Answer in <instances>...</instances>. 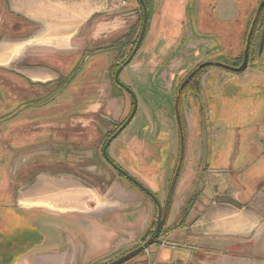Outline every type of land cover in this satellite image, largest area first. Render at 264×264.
I'll return each mask as SVG.
<instances>
[{
	"label": "rangeland",
	"instance_id": "374dc122",
	"mask_svg": "<svg viewBox=\"0 0 264 264\" xmlns=\"http://www.w3.org/2000/svg\"><path fill=\"white\" fill-rule=\"evenodd\" d=\"M105 1L110 2V15L104 14L108 20L99 18L98 23L82 35L81 55L61 69L60 80L52 85L19 84L11 81L7 73H0V77H9L8 81L0 78L3 93L1 96L0 92V97L7 98L3 104L0 103V113H7L0 118V191L9 183L6 195L12 199L16 191L19 196L23 195L44 180L60 187L66 186L68 191L79 186L75 183L98 192H104L114 184L132 186L131 192L137 190L147 202V230L137 247L154 230L157 207L139 189L110 169L102 157V148L132 109L131 98L116 87L113 76L134 49L143 16L137 0ZM261 1L145 0L151 11L146 35L121 78L124 83L130 82L140 103L135 118L109 147L107 155L149 189L162 206L170 190L178 158L179 136L174 115L177 88L200 64L241 65L246 35ZM15 23L13 31L1 27L0 38L7 34L24 36L29 33L28 29H22L27 25L25 22L15 20ZM263 49L264 10L257 20L245 70L247 74L254 72V77L260 82H264V75L256 71L264 70ZM239 76L244 74L209 67L198 73L188 86L181 100L185 152L187 145L203 144V131L200 129H207L210 119L220 125L218 128L221 130L226 127L225 123L230 130L233 126L235 130L242 125L247 126V114L260 115L264 83L257 86L254 78L238 83V86L227 84L222 90L221 103H214L209 83L229 78L240 81ZM255 90L257 93L254 95ZM14 94L32 100L33 104L29 105L31 113L26 117L19 114L27 113L21 109L27 105L11 104ZM257 97L260 101L256 103L253 99ZM223 104L228 105L230 113L227 116L231 117L226 118L230 119L218 115ZM233 116L237 119L231 126ZM197 130L201 131V137H197ZM230 139L233 143L240 138ZM186 155L183 153L182 168L173 189L163 235L155 245L126 264H158L156 253L164 248L165 234L190 226L195 219L194 215H188L202 194L204 174L201 170L196 171L192 178ZM72 191L71 198L74 199L80 190ZM192 193H195L194 201L185 210ZM83 196L84 199L89 198L91 191L83 192ZM5 203L0 199V204ZM47 208L53 209L51 206ZM75 217L63 216L55 222L75 228L76 224L70 223ZM88 227L87 222L79 224L82 231ZM179 256L182 258L180 264H198L194 261L196 256L192 257L191 263L183 261L186 255Z\"/></svg>",
	"mask_w": 264,
	"mask_h": 264
},
{
	"label": "crops",
	"instance_id": "0c3cea01",
	"mask_svg": "<svg viewBox=\"0 0 264 264\" xmlns=\"http://www.w3.org/2000/svg\"><path fill=\"white\" fill-rule=\"evenodd\" d=\"M109 7L105 0H0V28L13 31L15 20H21L27 24L22 29L29 30L24 36L0 38V73L19 84H54L56 72L80 57L82 35L110 15ZM256 72L264 75V70ZM243 74L240 81L209 83L215 104L221 103L227 84L238 86L249 78L257 86L264 83L254 72ZM253 100L257 103L260 97ZM10 102L28 106L21 108L27 113L20 117L31 113L32 100L14 94ZM226 106L218 115L231 117ZM260 107V115L247 114L248 128L233 130L234 116L232 130L227 123L221 130L210 119L209 127L200 129L203 144L187 145L192 178L200 170L204 174L202 194L188 215L195 217L190 226L163 237L158 264H180V254L188 263L196 256L198 264H264V99ZM235 136L240 139L232 143ZM39 183L23 195L16 191L12 199L6 195L9 183L0 191L6 202L0 204V264H108L133 250L147 230V202L137 190L131 192L132 186L114 184L98 192L78 183L71 191L46 180ZM73 189L80 190L74 199ZM86 191L91 196L84 199ZM71 215L76 216L70 220L75 228L55 222ZM85 222L89 227L82 231L79 224Z\"/></svg>",
	"mask_w": 264,
	"mask_h": 264
},
{
	"label": "water",
	"instance_id": "95a60500",
	"mask_svg": "<svg viewBox=\"0 0 264 264\" xmlns=\"http://www.w3.org/2000/svg\"><path fill=\"white\" fill-rule=\"evenodd\" d=\"M139 1H140L141 4H143V0H139ZM263 8H264V0H262L258 4V6H257V8H256V10H255V12L253 14V17H252V20H251V23H250V26H249V29H248V32H247V35H246L245 45H244V49H243L242 63H241V65L239 67H232V66H228L226 64L217 63V62L203 63V64H200L199 66H197L191 72V74L186 79L185 83L187 81H189V79H191L201 69H203L205 67H217V68H220V69L232 72V73H236V74L243 73L247 69V66H248V55H249V48H250V40H251V37H252V34H253V29H254L256 20H257L259 14H260V12H261V10ZM146 23H147V15L145 14L144 15V21H143L142 29H141V32H140V36H139L138 41H137V43L135 45V48L133 49V51H132L131 55L129 56V58L124 62V64L121 67H119L117 69V71L115 73L114 79H115V82L118 85H120V83L118 81L119 74L121 73L123 68L132 61V59L134 58V56L136 55L137 51L139 50V48L141 46V43H142L143 38H144L145 30H146ZM120 86H122V85H120ZM136 110H137V101L134 98L133 109H132V112H131L129 118L121 126V128L107 141V143L103 147L102 154H103V157L105 159H108L107 155H106V149L110 145V142L114 138H116L124 130V128L130 123V121L132 120V118L134 117V115L136 113ZM183 151H184V142H183V137H182V133H181V136H180V158H179V161H178V166H177V168L175 170L174 178H173L171 186H170L169 194H171L173 192V189H174L175 184H176L177 177L179 175L180 165H181V162H182ZM128 178L133 181V179H131L130 177H128ZM135 184L137 186H139L153 200V202L155 203V205L157 207L158 213H157L156 230H155V237H157L160 234V232H161V230H162V228H163V226H164V224L166 222V211L164 210V212L162 213L160 203L157 201L156 198H154V196L146 188H144L143 186L138 184L136 181H135ZM152 244H153V240L150 239L147 242H145L143 245H140L138 248L131 250L126 255H124L121 258H119V259H117L115 261H112V262H110L108 264H125V263H128L131 260H133L136 257H138L140 254H142L145 250L150 248L152 246Z\"/></svg>",
	"mask_w": 264,
	"mask_h": 264
},
{
	"label": "flooded vegetation",
	"instance_id": "af4514ba",
	"mask_svg": "<svg viewBox=\"0 0 264 264\" xmlns=\"http://www.w3.org/2000/svg\"><path fill=\"white\" fill-rule=\"evenodd\" d=\"M144 2H145V0L143 1V4H141L140 3V1L139 0H137V3H138V5L140 6V8H141V12H142V16H143V18H142V24H141V29H142V25H143V21H144V15L146 14L147 15V23H146V30H147V25H148V23H149V14H150V12L151 11H149L150 9L147 7V4H146V2H145V4H144ZM146 5V6H145ZM149 9V10H148ZM137 13V12H136ZM141 29H140V32H141ZM145 30V31H146ZM145 35H146V33H145ZM139 36H140V33H139ZM143 40H144V38H143ZM143 42V41H142ZM141 45H142V43H141ZM141 47V46H140ZM140 49V48H139ZM138 52V51H137ZM137 54V53H136ZM136 56V55H135ZM134 56V57H135ZM134 59V58H133ZM132 59V60H133ZM127 60V59H126ZM125 60V61H126ZM124 61V62H125ZM124 62H123V64H124ZM132 62V61H131ZM130 62V63H131ZM130 63L128 64V65H126L124 68H123V70L121 71V73L119 74V77H118V81H119V83H120V85H122V86H120V85H118L116 82H115V79H114V76H115V73H116V71H117V69H116V71H115V73H114V76H113V81H114V83H115V85H116V87L118 88V89H120V90H122V91H124V92H126L128 95H129V97L131 98V100H132V109H133V102H134V98L136 99V101H137V110H138V104L140 103L139 102V99H138V96H137V94H136V92H135V90L133 89V88H131V87H133L131 84H130V82L128 81V83H124L122 80H121V78H122V75L124 74V72H125V70L127 69V67L130 65ZM122 64V65H123ZM121 65V66H122ZM120 66V67H121ZM200 72V71H199ZM198 72V73H199ZM57 73V75H58V80H60L61 79V76H60V72L59 71H57L56 72ZM197 73V74H198ZM232 73V72H231ZM191 74V73H190ZM189 74V75H190ZM196 74V75H197ZM235 74V73H234ZM188 75V76H189ZM196 75L195 76H193L191 79H189V81H187L186 83H185V81L183 80L181 83H180V85H179V87L177 88V91H176V95H175V99H174V115H175V122H176V126H177V131H178V136H179V150H178V158H177V165H176V168H177V166H178V161H179V158H180V136H181V133H182V137H183V142H184V151H183V153H184V155H185V140H184V133H183V129H182V124H181V120H180V116H179V113H178V108H177V102H178V96H179V94H181V91H180V89L182 90V88H180L182 85H184V84H187V85H189V84H191L192 82H193V80H194V78L196 77ZM188 76H187V78H188ZM29 84H31V83H29ZM182 84V85H181ZM45 85H51V84H45ZM129 91V92H128ZM183 91V90H182ZM0 92H1V90H0ZM1 96H3V93L1 92ZM134 97V98H133ZM7 98H1L0 97V101L2 100V103H3V101L4 100H6ZM132 109H131V112H132ZM137 110H136V113H135V115H134V117L132 118V120L135 118V116H136V114H137ZM131 112H130V114H131ZM130 114H129V116H130ZM129 116L126 118V120L123 122V124L127 121V119L129 118ZM106 119V118H105ZM132 120L130 121V123L132 122ZM129 123V124H130ZM123 124H121L118 128H117V130L112 134V135H110V138L121 128V126L123 125ZM129 124L124 128V130L129 126ZM123 130V131H124ZM122 131V132H123ZM121 132V133H122ZM120 133V134H121ZM120 134L116 137V138H114L111 142H110V145L107 147V149H106V155H107V151H108V149H109V147H111V145L114 143V141L115 140H117L118 139V137L120 136ZM109 138V139H110ZM108 139V140H109ZM107 140V141H108ZM107 143V142H106ZM105 143V144H106ZM105 144H104V146H105ZM103 146V147H104ZM187 147V146H186ZM102 152H103V148H102ZM102 157H103V154H102ZM107 158L108 159H105L104 157H103V159L105 160V162L110 166V169H112V171H115L116 173H118L119 174V176H120V178L122 179H125L126 181H128L131 185H133L134 187H137L144 195H146L152 202H153V200L139 187V186H137L136 184H135V181L138 183V184H140L141 186H143L139 181H137L135 178H133L130 174H128L127 172H125L122 168H120L119 166H117L109 157H108V155H107ZM183 159H184V156H182V161H183ZM181 164H182V162H181ZM180 167H181V165H180ZM176 168H175V170H176ZM174 174H175V172H174ZM180 174V173H179ZM179 176V175H178ZM128 177H130L131 179H133V181L132 180H130ZM173 178H174V175H173ZM177 179H178V177H177ZM144 187V186H143ZM169 189H170V187H169ZM168 194H169V190H168V192H167ZM153 196H154V198H156V196L154 195V194H152ZM157 199V198H156ZM156 206V205H155ZM157 213H158V210H157Z\"/></svg>",
	"mask_w": 264,
	"mask_h": 264
},
{
	"label": "trees",
	"instance_id": "16d2710c",
	"mask_svg": "<svg viewBox=\"0 0 264 264\" xmlns=\"http://www.w3.org/2000/svg\"><path fill=\"white\" fill-rule=\"evenodd\" d=\"M144 1V0H143ZM144 4H145V2H144ZM147 4V3H146ZM146 6V5H145ZM264 10V8L261 10V12H260V14H259V16L261 15V13H262V11ZM259 16H258V18H257V20L259 19ZM257 20H256V23H255V26H254V29H253V34H252V37H251V40H250V48H249V55H248V58H249V56H250V52H251V47H252V44H253V38H254V33H255V28H256V24H257ZM147 28H148V25H147ZM147 31V30H146ZM146 31H145V33H146ZM144 37H145V34H144ZM139 38V37H138ZM138 41V40H137ZM137 43V42H136ZM135 48V47H134ZM133 51V50H132ZM132 53V52H131ZM131 55V54H130ZM129 55V56H130ZM129 58V57H128ZM127 58V59H128ZM249 61V60H248ZM206 68H209V67H205V68H203V69H201L200 70V72L202 71V70H204V69H206ZM214 68H217V67H214ZM218 69H220V68H218ZM221 70H223V69H221ZM199 72V73H200ZM186 79H187V77H186ZM185 79V80H186ZM184 80V81H185ZM182 85V84H181ZM190 85V84H189ZM189 85H187V84H184V85H182L180 88H182V90L180 89V91H181V94H179V96H178V102H177V108H178V113H179V116H180V120H181V124H182V129H183V120H182V116H181V100H182V97L184 96V94H185V92H186V90H187V88H188V86ZM183 163V162H182ZM181 168H182V164H181V167H180V170H181ZM179 177V176H178ZM177 182V181H176ZM144 188H146V187H144ZM147 189V188H146ZM151 194H153L149 189H147ZM173 194H174V191L171 193V194H168L167 195V197H166V199H165V201H164V204H163V206L161 205V203L159 202V200H157L159 203H160V206H161V210H162V213L164 212V210L166 211V221H167V218H168V215H169V211H170V207H171V202H172V198H173ZM194 195H195V193H192V197H191V199L188 201V204H187V207L185 208V210L187 209H189V207L192 205V203H193V201H194ZM154 203V202H153ZM155 204V203H154ZM166 223V222H165ZM164 226H165V224H164ZM164 226H163V228H164ZM163 228H162V230H161V232H160V234L157 236V237H155V230H156V223H155V228H154V230L152 231V233L150 234V235H147L146 236V239H145V241H144V243L145 242H147L148 240H150V239H152L153 240V244L152 245H155L157 242H158V239L161 237V235H163V233H164V231H163ZM143 243V244H144ZM142 244V245H143ZM139 246H137V247H135L134 249H136V248H138Z\"/></svg>",
	"mask_w": 264,
	"mask_h": 264
}]
</instances>
